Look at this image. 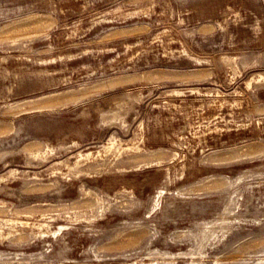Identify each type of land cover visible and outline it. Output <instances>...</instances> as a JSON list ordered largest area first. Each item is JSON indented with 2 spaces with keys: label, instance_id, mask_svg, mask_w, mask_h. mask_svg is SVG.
I'll use <instances>...</instances> for the list:
<instances>
[{
  "label": "rangeland",
  "instance_id": "obj_1",
  "mask_svg": "<svg viewBox=\"0 0 264 264\" xmlns=\"http://www.w3.org/2000/svg\"><path fill=\"white\" fill-rule=\"evenodd\" d=\"M0 264H264V0H0Z\"/></svg>",
  "mask_w": 264,
  "mask_h": 264
}]
</instances>
